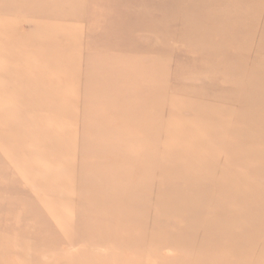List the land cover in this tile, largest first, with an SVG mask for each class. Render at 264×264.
Masks as SVG:
<instances>
[{
    "label": "rangeland",
    "instance_id": "obj_1",
    "mask_svg": "<svg viewBox=\"0 0 264 264\" xmlns=\"http://www.w3.org/2000/svg\"><path fill=\"white\" fill-rule=\"evenodd\" d=\"M0 1V264L186 262L212 238L249 234L254 248L237 250L264 264V0ZM200 132L199 149L183 150L181 139ZM208 168H216L213 181H202ZM166 170L190 173L199 199L220 209L219 221L250 217L244 234L240 225L236 235L208 234L192 223L212 211L165 218L170 199L155 203L158 186L189 190L185 180L164 179ZM128 182L143 192L118 211L113 194ZM116 218L151 238L174 233L169 242L177 243L157 256L137 241L133 252L118 238L127 229L113 234V245L69 243L98 237ZM227 251L189 264H243L217 260Z\"/></svg>",
    "mask_w": 264,
    "mask_h": 264
},
{
    "label": "bare ground",
    "instance_id": "obj_2",
    "mask_svg": "<svg viewBox=\"0 0 264 264\" xmlns=\"http://www.w3.org/2000/svg\"><path fill=\"white\" fill-rule=\"evenodd\" d=\"M68 1V0H67ZM72 1V0H71ZM68 2H70V1H68ZM0 3H1V1H0ZM14 4H16V3H14ZM38 4V3H37ZM74 4V3H73ZM77 4V3H76ZM38 5H40V4H38ZM41 6V5H40ZM238 6V5H237ZM71 7H72V3H71ZM233 7V6H232ZM73 8V7H72ZM82 8V7H81ZM236 8V7H235ZM234 8V9H235ZM238 8H239V6H238ZM66 9V8H65ZM79 9H80V7H79ZM242 9V8H241ZM245 9V7L243 8V10ZM226 10V9H225ZM238 10H240V9H238ZM75 11V8H74V10L72 11V12H74ZM80 11V10H79ZM234 11V10H233ZM236 11V10H235ZM240 11H242V10H240ZM240 11H237V12H240ZM69 12V11H68ZM67 12V13H68ZM76 12H77V10H76ZM78 13V12H77ZM4 14V13H3ZM233 14V13H232ZM65 15V14H64ZM71 15V14H70ZM78 15V14H77ZM76 15V16H77ZM230 15V14H229ZM235 15V14H234ZM238 16H240V17H244L243 16V14L240 12V13H238L237 14ZM72 16V15H71ZM74 17V19L75 20H77L78 18L77 17ZM230 16H233V15H230ZM81 17H83V16H81ZM234 17V16H233ZM232 18V17H231ZM252 18V17H251ZM81 19V18H80ZM72 21H74V20H72ZM77 21H79V20H77ZM240 26V25H239ZM236 27V26H235ZM239 28V27H238ZM231 30V29H230ZM238 30V29H237ZM194 31V30H193ZM192 31V32H193ZM233 31V30H232ZM191 32V33H192ZM190 33V32H189ZM195 33H196V31H195ZM198 33V32H197ZM203 33V32H202ZM222 33V32H221ZM193 34V33H192ZM206 34V33H205ZM204 33L202 34L203 36L205 35ZM224 34H225V32H224ZM190 35V34H189ZM189 35H188V37H189ZM200 36H201V34H199ZM191 36V35H190ZM188 39V38H187ZM220 39V37L218 38V40ZM223 39V38H222ZM196 40V39H195ZM209 40H210V37H209ZM209 40H206V41H209ZM217 40V39H216ZM215 40V41H216ZM190 41V40H189ZM221 41V40H220ZM219 42V41H218ZM220 43V42H219ZM217 44V43H216ZM193 46H195V45H193ZM204 47H206V46H204ZM191 48V47H190ZM192 49V48H191ZM195 49H197V47H195ZM195 49H193L192 51H194ZM199 49H197L196 51H198ZM199 52H201V51H199ZM198 53V52H197ZM218 53V52H217ZM204 61V63H205V60H203ZM213 63V62H212ZM217 64V63H216ZM219 64H220V62H219ZM206 65V64H205ZM208 65V64H207ZM217 66V65H216ZM212 69H214V66L212 65ZM209 68H210V65H209ZM215 69H217V68H215ZM207 71V70H206ZM208 72V71H207ZM246 78H247V75H246ZM241 81V80H240ZM261 85V84H260ZM261 90H262V88H261ZM263 91V90H262ZM213 97V96H212ZM214 98V97H213ZM201 99H203V98H201ZM210 99V98H209ZM197 100V99H196ZM212 100H214V99H212ZM202 102V101H201ZM197 108V107H196ZM233 111H234V109H233ZM196 112H199V111H196ZM196 112H194L195 114H196ZM249 113V112H248ZM236 115V114H235ZM241 115V114H240ZM205 116V115H204ZM237 116V115H236ZM241 116H245V115H241ZM232 119V118H231ZM230 119V120H231ZM249 119V118H248ZM262 119H264V118H262ZM240 121V120H239ZM238 121V122H239ZM199 123L197 122V125H198ZM252 130V129H251ZM252 131H254V130H252ZM251 132V131H250ZM237 133V132H236ZM246 133V132H245ZM252 133V132H251ZM250 133V134H251ZM231 134V133H230ZM240 134V133H239ZM241 134H242V132H241ZM255 134V133H254ZM253 134V135H254ZM227 135V134H226ZM246 135H247V133H246ZM246 135H244L243 134V136H245V137H247ZM255 136V135H254ZM254 136H252V138L254 137ZM258 136L260 137V135L258 134ZM257 136V138H259ZM234 137V136H233ZM235 137H238V136H235ZM240 137V136H239ZM238 137V138H239ZM249 137V136H248ZM247 137V138H248ZM251 137V136H250ZM186 138H190L191 140L189 141V139H185L184 140V142L182 141V139H181V146L183 147V150L185 149V150H198L199 149V142H201L202 140H204V139H206V136H205V134H203V132H200V133H197L195 136L193 135V133L192 134H190V135H187V137ZM241 138V137H240ZM244 138V137H243ZM246 138V139H247ZM255 138V137H254ZM261 139L264 141V139H263V137H261ZM195 140V141H194ZM249 140H250V138H249ZM256 140V139H255ZM262 140L260 141V142H262ZM225 142V141H224ZM223 142V143H224ZM254 143L255 142H251V144H250V146L248 147V148H245V150L247 149V151H250L253 147H255V145H254ZM207 145H208V147L210 148V144L209 143H207ZM223 147V146H222ZM244 149V148H243ZM242 149V150H243ZM241 150V149H240ZM241 150V151H242ZM262 150V149H261ZM244 151V150H243ZM247 151H244V152H246L247 153ZM183 152V151H182ZM245 153V154H246ZM248 154V153H247ZM246 156H249V155H246ZM245 156V157H246ZM253 156V155H252ZM255 157H257L256 155H255ZM263 157V156H262ZM207 158L209 159V157L207 156ZM231 159H233V158H231ZM239 159V158H238ZM240 159H242L241 157H240ZM248 159V158H247ZM259 160V159H258ZM201 161V160H200ZM231 161V160H230ZM197 162V161H196ZM233 162H235L234 160H233ZM232 162V164H234ZM260 162V161H259ZM262 162V161H261ZM260 162V163H261ZM203 164V163H202ZM236 165V164H235ZM218 166V165H217ZM264 166V165H263ZM198 167H199V165H198ZM200 168V167H199ZM251 168V167H250ZM214 169H216V168H214ZM214 169L213 168H208V170L205 172V174L204 175H202V177H201V180L202 181H204V180H211V181H213V176H214ZM167 171V173L166 174H164L163 176V178L164 179H166V180H171L172 182H175V183H177V182H180V181H182V180H185L187 183H188V186H189V190L188 191H186V190H184V191H182L181 189H179V188H176V187H172V186H169L168 184V186L167 187H165V186H163V185H160V186H158V188H157V192L155 193V192H153V195L155 194V196H154V198L156 197V198H160V199H156V202L155 203H157V201L160 203V204H162L163 202H162V198H164V199H166V200H164L165 202L168 200V199H170V200H168L169 202L171 201V204H167V202H166V204H165V206L162 204V206H164L165 208H168L167 210H165V211H168V213H167V215L169 214V216H166L165 218H170L171 219V216L170 215H173V216H176V215H178L179 216V214H181L182 213V215H183V217L185 218V219H187V218H189L188 216L191 214V213H194V211H212L213 212V214L211 215V217H207V219L205 218V217H202V216H200V217H198L197 219H192V220H194V221H192V223L193 222H195V226H197L198 227V229H205V230H207V232H208V234H209V230L208 229H210V231H212V232H214V231H216V230H219L222 234H224V233H230V234H235V230H236V228H238V225H240L239 226V231H241V234H244L243 232H242V230L244 231V229H245V227L248 225V223L250 222V220H249V218L250 217H244V219H242V222L240 221V223H237L236 222V219H231V220H229V219H224V220H222V221H219V218H220V214H221V211H220V209H218L216 206L213 208V207H210V208H208V205L205 203V202H202L200 199H199V197L198 196H202L201 194H198V196H197V192L195 193L194 192V190H193V188H195L196 189V187H194L195 186V184L193 185L192 184V178H191V174L190 173H183V174H181L182 172H179V171H174V172H170L169 170H166ZM170 172V173H169ZM192 173V172H191ZM199 176H201V175H199ZM247 177V176H246ZM162 178V177H161ZM168 178V179H167ZM210 182V181H209ZM80 182H76V184L78 185ZM211 184H213L212 182H211ZM200 186V185H199ZM88 187V186H87ZM182 187V186H181ZM205 187V186H204ZM210 187V186H209ZM226 187V186H225ZM254 188V185L251 183V187H250V189H253ZM262 188H264V187H262ZM88 189V188H87ZM209 189V188H208ZM211 189V188H210ZM142 191L143 192V190H142V188L140 187V186H138L137 184H135V183H126L121 189H118L117 188V191H115V193L113 194V206H115L116 207V209L118 210V211H121V209L123 208V207H125V204H127V205H130V204H133V202H135V197L137 196V192L138 191ZM86 191H91V190H86ZM199 191V190H198ZM208 191H210V190H208ZM203 192H204V190H203ZM202 192V193H203ZM206 193H208L207 191H205V193L204 194H206ZM152 194V193H151ZM156 194H158L157 196H156ZM232 194V193H231ZM109 195V194H108ZM159 195H161L162 196V198L161 197H159ZM205 196V195H204ZM82 197H83V200H89V199H91V201H86V202H98V200L100 201L101 199H99V198H97V199H94V198H90V197H88L86 194H83L82 195ZM204 198V197H203ZM206 198H207V194H206ZM208 199V198H207ZM237 199H239L238 197H237ZM203 200V199H202ZM209 200V199H208ZM161 201V202H160ZM208 202V201H207ZM150 203V202H149ZM155 203H153V204H155ZM158 203V205H160ZM151 204H152V202H151ZM182 204H184V205H186V209L184 210L183 208H181V205ZM183 205V206H184ZM246 205V203L244 202L243 203V206H245ZM151 206V205H150ZM155 206V205H154ZM156 207V210H158V213H159V209H160V212H162V211H164V210H162V209H165V208H159V209H157V206H155ZM185 207V206H184ZM195 209V210H194ZM243 209V208H242ZM113 211H115L114 209H113ZM170 211V212H169ZM227 211H230V208H228L227 209ZM93 212V211H92ZM102 212H105V209L102 211ZM223 212H224V210H223ZM253 212V210H251V211H249V212H244V213H240L241 215H240V219L243 217V216H245V215H249L250 213H252ZM94 213V212H93ZM96 213V212H95ZM99 214H101V211H100V213ZM161 214H163V213H161ZM224 214H226L225 212H224ZM5 215V214H4ZM97 215V214H96ZM155 215V214H154ZM159 215V214H158ZM89 216V215H88ZM198 216V215H197ZM90 218H92L91 216H89ZM157 217V215L155 216V218ZM221 217H222V215H221ZM233 217H239V214L238 213H235L234 215H233ZM89 218V219H90ZM159 218H161V217H159ZM173 219H174V217H172ZM196 218V217H195ZM226 218V217H225ZM88 218L87 217H85V219L84 220H87ZM164 219V218H163ZM221 219V218H220ZM17 220H18V218H17ZM167 220V219H166ZM188 220V219H187ZM191 220V219H190ZM218 220V221H217ZM251 220H253V224L255 223V214L253 213V215L251 216ZM79 221H81V220H79ZM170 221V220H169ZM174 221V220H173ZM180 221V220H179ZM58 222H59V220H58ZM150 222V221H149ZM172 222V221H171ZM174 222H176V221H174ZM17 223V222H16ZM177 223H179V222H177ZM191 223V225H190V227L192 226V228L191 229H193V224ZM176 224V223H175ZM180 224V223H179ZM190 224V223H189ZM251 225H252V223H251ZM174 227V226H173ZM181 227V230H182V228L184 227V226H180L179 225V228ZM260 227V226H259ZM164 228V227H163ZM185 228V227H184ZM251 228H254V226L252 225V227ZM124 229H127V231H129V232H131L130 233V235L129 236H119L118 238H120V240L116 237V235H118V232L119 231H122V230H124ZM162 229V228H161ZM168 229V228H167ZM166 229V230H167ZM174 229V228H173ZM262 229V228H261ZM260 228H259V230H261ZM160 230V229H159ZM176 230H177V227H176ZM187 230V229H186ZM257 230H258V228H257ZM50 231V230H49ZM97 235L96 236H98V237H91V236H89V237H82V238H79V237H76V236H74V237H71V238H69V243H77V242H79V243H83V244H87V245H97V246H100V247H102V246H104V245H113V243L114 242H116V241H120V242H122L123 244H125V245H127V247H129L133 252H135L134 250H139L140 249V247L138 246V244H137V241H147V242H150L151 244H148V247H149V245H150V250H146V252L147 253H150L151 255H153V253L155 252V254L157 253V256H161V254H162V252L161 251H163L164 249L166 250H168L171 246H173V247H175V245H176V241H170L169 242V239H173V235H174V233H169V232H164L163 230L161 231V233H158L157 234V236L156 237H154V238H151L150 236H148L147 235V233H145L144 231H140V230H138V229H136V227L135 226H132L131 225V222L130 221H128V218H116V219H113V221L112 222H109V223H107V224H105V225H103V226H100L98 229H97ZM148 230H146V232H147ZM169 231V230H168ZM174 231V230H173ZM180 230H178V232H179ZM184 231V230H183ZM200 231V230H199ZM239 231H238V233H239ZM246 231V230H245ZM151 232H152V230H151ZM154 232V231H153ZM170 232H172V230L170 231ZM175 232H177V231H175ZM190 232V231H189ZM249 232V231H248ZM256 232V231H255ZM263 233H264V229H263V231H262ZM262 232H260V233H262ZM116 233V235H113V234H115ZM199 233V232H198ZM257 233V232H256ZM259 233V234H260ZM95 234V233H94ZM150 234V233H149ZM181 234H182V232H181ZM206 234V233H205ZM51 234H49V236H50ZM151 235V234H150ZM155 235V234H154ZM185 236V238L187 239V238H193L194 236H196L195 234H184ZM236 235V234H235ZM254 235V234H253ZM179 236V235H178ZM177 236V237H178ZM198 236V235H197ZM214 236V235H213ZM150 237V238H149ZM259 238L261 237L260 235L258 236ZM263 237V236H262ZM175 238V237H174ZM180 238V237H179ZM198 238V237H197ZM212 238V236H209L208 238H207V240L208 239H211ZM234 238V237H233ZM255 238L257 239V237H252L250 234L248 235V236H242V239H236V240H231V238L230 239H225L223 236H221V237H215V238H212L211 240H210V242L209 243H207L206 245H202L201 247H199V249H198V251L197 252H195L196 254H190V255H185L186 257H184L185 259H186V262H185V260H178V261H174V260H172V261H166V260H162L161 262H160V264H189V263H193V262H191L192 260L193 261H198V260H200V259H204L205 257H210V256H217V250L218 249H223V248H225V249H227L228 251H227V253L228 254H225L224 256H221V257H217V260H219V261H230V262H234V261H239V262H242L243 264H251L250 262H251V257L253 256L252 254V256L250 255V257H248V253H246V252H243V253H239L238 252V248H240V247H242V246H252V245H254L255 246V244H256V242H257V240H255ZM41 239V238H40ZM177 239V238H176ZM262 239V238H261ZM67 241V240H66ZM186 240H184L183 242H185ZM261 241V240H260ZM182 242V241H181ZM181 242H179L180 244H182ZM68 243V244H69ZM192 243V242H191ZM255 243V244H254ZM260 243V242H259ZM6 244V243H5ZM143 244V243H142ZM184 244V243H183ZM1 245H3L2 244V242H0V246ZM64 246H66V244L64 243L63 244ZM70 245V244H69ZM260 245V244H259ZM29 246V245H28ZM68 246V245H67ZM254 246H252L253 248H254ZM10 247V246H9ZM43 247V246H42ZM251 247V248H252ZM258 246L256 245V248H257ZM11 248H12V246H11ZM40 248V247H39ZM154 248V249H153ZM195 248V247H194ZM262 247L260 246V249H261ZM29 249V248H28ZM36 249V248H35ZM35 249H34V251H35ZM41 249V248H40ZM43 250H44V248H42ZM94 249V248H93ZM175 249V248H174ZM249 249H250V247H249ZM259 249V250H260ZM38 250V249H37ZM99 250V249H98ZM257 250V249H256ZM259 250H257L258 251V253H259ZM263 250V249H262ZM27 251H29V250H27ZM31 251H32V248H31ZM97 251V250H96ZM175 251H177V250H175ZM174 251V257H175V255H179V254H177L176 252ZM255 251V250H254ZM261 251V250H260ZM39 252H40V250H39ZM159 252H161V254L159 253ZM163 252H166V251H163ZM169 252V251H168ZM172 251H170V253H171ZM178 253H180L179 251H177ZM262 252H264V250L262 251ZM176 253V254H175ZM255 253L257 254V252L255 251ZM254 253V254H255ZM40 254V253H39ZM78 254V253H77ZM159 254V255H158ZM164 254V253H163ZM167 254V253H166ZM166 254H164L165 256H167ZM172 254V253H171ZM181 255L180 256H182L183 257V255H182V253H180ZM222 254V253H221ZM259 254H262V253H259ZM258 254V255H259ZM150 255V257H153V256H151ZM163 255V256H164ZM169 255V254H168ZM257 255V256H258ZM20 256V255H19ZM155 256V255H154ZM178 257L179 259L181 258L182 259V257ZM195 257H197V258H200V259H195ZM264 257V256H263ZM149 258V257H148ZM223 258V259H222ZM227 258V259H226ZM12 259V258H11ZM18 259V258H17ZM155 259H157V258H153V260H155ZM173 259V258H172ZM258 259V258H257ZM264 259V258H263ZM153 260H152V262H153ZM161 260V259H160ZM261 260H262V258H261ZM8 261H9V259H8ZM17 261V260H16ZM15 261V262H16ZM151 261V260H150ZM13 262V261H12ZM20 262V261H19ZM149 262V261H148ZM154 262H156V261H154ZM262 262V261H261ZM260 262V263H261ZM26 263H28V262H26ZM6 264V263H5ZM12 264V263H11ZM74 264V263H73ZM75 264H113V261H109V260H104V261H95V260H84L83 262H79V263H75ZM120 264H125V263H120ZM126 264H128V263H126ZM154 264V263H153Z\"/></svg>",
    "mask_w": 264,
    "mask_h": 264
}]
</instances>
